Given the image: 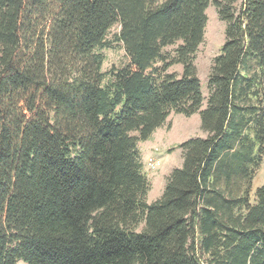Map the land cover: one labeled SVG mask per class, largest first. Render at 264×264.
<instances>
[{
	"label": "trees",
	"instance_id": "obj_1",
	"mask_svg": "<svg viewBox=\"0 0 264 264\" xmlns=\"http://www.w3.org/2000/svg\"><path fill=\"white\" fill-rule=\"evenodd\" d=\"M172 112L206 136L149 203L140 143ZM263 156L264 0H0V264H264Z\"/></svg>",
	"mask_w": 264,
	"mask_h": 264
},
{
	"label": "rangeland",
	"instance_id": "obj_2",
	"mask_svg": "<svg viewBox=\"0 0 264 264\" xmlns=\"http://www.w3.org/2000/svg\"><path fill=\"white\" fill-rule=\"evenodd\" d=\"M207 15L208 22L205 29L204 40L199 46L195 59L198 75L202 83V92L205 97L208 96L207 84L211 66L214 58L221 52L225 42L226 29V24L219 18L217 9L214 5L211 4L208 7ZM119 30V25L113 26L108 33V39H114ZM175 48L176 45L169 46L166 50L172 52ZM101 52L105 56V61L102 66L103 72L108 73L112 68H119L129 60L123 44L119 42H114L110 47L102 49ZM182 70L183 67L181 64H175L168 69L169 72H177L178 74H181ZM205 106L206 101L203 107ZM200 122L201 117L199 113L196 116H185L184 114L172 112L165 124L160 127L158 131L159 135L157 134L161 149L158 150L156 146H153L152 149L141 150L144 172L151 184V189L148 194L149 203L154 202L162 195L167 180L165 174L173 167H177L181 164L183 152L181 148H179V145L190 137L205 134L201 129ZM155 152L165 157L164 161H160L159 157L155 155ZM150 157H154V164L152 166H149L148 163ZM263 184L264 156L261 167L253 180L252 197H254L257 188ZM19 264L24 263L19 262Z\"/></svg>",
	"mask_w": 264,
	"mask_h": 264
},
{
	"label": "crops",
	"instance_id": "obj_3",
	"mask_svg": "<svg viewBox=\"0 0 264 264\" xmlns=\"http://www.w3.org/2000/svg\"><path fill=\"white\" fill-rule=\"evenodd\" d=\"M197 114H198V113H197ZM197 114H194V115L196 116ZM194 115H193V116H194ZM200 126H201V122H200ZM159 129H160V128H158V129L154 132V134H153V136L151 137V139H149V140H147V141H144V142H141V143H140V150L152 149L153 146H156V148H158V150L161 149L160 144L158 143L159 140H158V136H157ZM158 135H159V134H158ZM195 136H202V137H204V136H206V133H205V134L195 135ZM156 144H158V145H156ZM149 152H150V151H149ZM158 152H159V151H158ZM158 152H155V155L159 157L160 161H164L165 157H163V156L157 154ZM149 154H150V153H149ZM182 164H183V160L181 161V164H180L179 166H177V167H181ZM174 168H176V167H173L172 169H170L165 175L168 177V175L170 174V172H171Z\"/></svg>",
	"mask_w": 264,
	"mask_h": 264
},
{
	"label": "built area",
	"instance_id": "obj_4",
	"mask_svg": "<svg viewBox=\"0 0 264 264\" xmlns=\"http://www.w3.org/2000/svg\"><path fill=\"white\" fill-rule=\"evenodd\" d=\"M154 157H150L149 159H148V163H149V166H152L153 164H154Z\"/></svg>",
	"mask_w": 264,
	"mask_h": 264
}]
</instances>
